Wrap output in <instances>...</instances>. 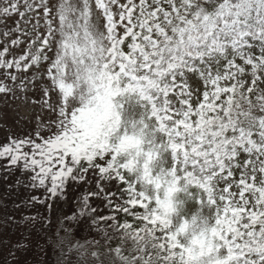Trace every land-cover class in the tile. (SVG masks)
Returning a JSON list of instances; mask_svg holds the SVG:
<instances>
[{
  "label": "snow or ice",
  "instance_id": "obj_1",
  "mask_svg": "<svg viewBox=\"0 0 264 264\" xmlns=\"http://www.w3.org/2000/svg\"><path fill=\"white\" fill-rule=\"evenodd\" d=\"M201 3L204 0H0V69L6 70L4 78L12 82L0 84V95L21 98L17 91L26 93L37 82L46 83L43 70L47 66L51 86L58 89L63 101L58 114L53 108V114L58 116L57 128H50L43 143L35 142L31 133L25 138L13 137L0 147V158L6 159L9 170L33 173L29 177L30 187H43L50 198L66 195L69 182L87 184L91 180L98 191L85 197L86 207H90L93 197L107 194L126 215H133L142 226L122 222L119 228L133 244L129 251L137 255L125 256L120 247L115 248L120 264H184L185 249L175 234L165 230L166 221L159 214L161 188L167 194L176 184L196 192V204L214 210L211 238L219 242L217 248L222 246L227 253L216 264H264V119L247 130L244 127L247 118L264 115V59L255 63L243 61L251 68L250 83L245 82L249 72L234 61L224 60L221 74L220 62L200 64L197 68L199 61L191 56L179 60L173 57L166 69L159 61L154 64L145 59L140 65L145 74L136 75L135 56L140 53V41L146 39L151 43L153 36L158 39L161 20L165 24L191 25L193 19L202 15ZM204 20L207 22L209 17L204 16ZM125 38L130 41L127 54L122 50ZM18 49H23L19 55ZM70 57L78 65L86 91L79 106L69 112L65 70ZM213 64L217 67L215 74ZM196 72L213 90H205L202 102L197 101L194 106L187 82L177 85L176 81ZM113 74L128 81L129 89L147 105L148 118L157 122L171 146V180L148 177L147 182L155 187V200L137 183L126 180L124 173H128L129 164L118 161L120 148L110 139L117 110L122 106L112 99L115 93L104 83L107 80L108 84H119ZM245 92L247 103L243 102ZM170 93L178 97L179 107L174 106ZM43 94L47 97L52 93L44 90ZM124 136H128L126 130ZM26 146L31 153L25 150ZM145 169L147 172V166ZM236 170L240 172L236 185L238 202L229 182ZM46 180L50 183L46 184ZM117 180L121 183L116 192L127 184L120 193L124 205L105 186ZM224 184L227 186L218 191L217 186ZM246 192L251 193L253 208L258 210L246 212L251 203L245 198ZM37 200L33 197L34 202ZM245 215L248 222L243 223L241 231L238 226ZM158 234H162L164 242ZM13 247L26 252L30 245L17 241Z\"/></svg>",
  "mask_w": 264,
  "mask_h": 264
},
{
  "label": "rangeland",
  "instance_id": "obj_2",
  "mask_svg": "<svg viewBox=\"0 0 264 264\" xmlns=\"http://www.w3.org/2000/svg\"><path fill=\"white\" fill-rule=\"evenodd\" d=\"M204 3H207L208 6L205 7ZM204 3L200 4L202 15L193 19L191 25H182L179 22L171 25L165 24L164 20H161L159 23L162 26L157 28L158 39L153 36L154 40L151 43H148L146 39L140 41V53L135 56L138 61L136 65L137 76L145 74L140 68L145 59L154 64L159 61L161 67L166 69L168 62L173 57L179 60L191 56L193 60L199 61L196 65L197 68L200 67V64L220 62L219 71L221 74L225 68L224 60L234 61L237 65L244 66L249 72V77L245 82L250 83L251 68L245 65L243 61L255 63L257 59H264V0H245L236 3H233L232 0H204ZM204 16L209 17L207 22H205ZM217 17L220 18L219 22H217ZM153 27L157 26L154 24ZM120 34L123 35V32L121 31ZM201 36L203 39H199ZM190 37L198 38L190 39ZM125 40L126 43L122 46V50L127 54L129 51L127 45L130 41H127V38ZM22 51L23 49H18L16 54L19 55ZM46 67L43 70L46 83L37 82V86L30 87L26 93L17 91L16 95L21 98H13L12 95H0V147L9 143L13 137L25 138L29 133L32 134L35 142L43 143V140L50 134V128H57L58 116L53 114V108L58 114L63 101L58 89L51 86L46 75ZM77 67L78 65L73 63L71 57L66 61L65 79L68 82L66 95L69 97L67 109L69 112L72 108L79 106L81 95L86 91ZM212 70L215 74L217 71L215 64L212 65ZM5 71V69H0V84H11L10 80L4 78ZM28 75L31 76L32 73H28ZM113 78L119 79V84H108L107 80L104 83L112 93H115L112 99L122 106L117 110L116 121L110 131V138L120 131L122 109L127 107L129 111H139L137 106L125 105L121 102L122 98L126 96V89L129 88L128 81L123 77L116 78L114 74ZM185 81L192 90L194 106L197 105V101L202 102L205 90H213L198 72L187 73L183 80L178 79L176 83L179 85ZM16 83L18 84L19 81ZM221 84L224 85L223 80ZM44 90L52 94L46 97L43 94ZM176 91L178 92L179 88ZM170 95L173 96L174 106L179 107V104L176 103L178 97L172 93ZM247 95V92L243 94L244 103H247ZM226 98L224 97V99ZM252 99L254 100L255 96ZM46 100L48 101L47 104L45 103ZM161 114L163 115V113ZM226 114L227 110H225ZM175 118L173 114V119ZM191 119L194 123L196 117L193 116ZM220 119H223V116ZM259 119H264V115L257 114L247 118L244 121L245 129L250 128ZM153 121L157 125L154 119ZM40 132L45 135H38ZM120 138H126L125 142L121 140L122 143L118 144L123 149L131 138L124 135ZM167 147L171 151V146L167 145ZM25 150L31 153L30 147L26 146ZM128 164L130 166V162ZM6 165V159L0 158V264H54V261L61 262V264H98L95 262L96 257H93L92 253H96L104 244L125 236L124 231L119 228L120 223L128 222L127 219H122L123 217H129L136 221L139 226H142L133 215H126L116 201L110 200L107 194L104 195L105 200L103 199V202L108 212L103 215H96L98 209L93 206L94 211H88L89 215H86L84 212H80L78 208L80 200L70 199V196L73 197L77 193L81 195V192L75 189L80 187V183L69 182L66 195L50 198L43 187L36 189L30 187L29 177L33 173L21 178L19 171L16 169L9 170ZM146 166L147 164H145ZM124 175L126 180H131L128 173L125 172ZM239 179L240 172L236 170L233 178H230L229 181L233 184L230 190L235 193L234 199L237 202L239 201V188L236 185ZM247 180L250 182L251 177H248ZM49 183L50 181L46 184ZM120 183L117 180L115 184L105 186L110 187L115 193L116 200L124 205L125 202L121 199L120 193L124 192L127 184H124V187L116 192L115 189ZM89 184L93 190H98L91 180L86 185ZM221 186H227V184L218 185V191ZM33 197H37L38 200L34 202ZM245 198L251 200L246 212L258 210L253 208L255 201L251 199V193L246 192ZM73 204L77 208H74ZM135 207L139 209V205ZM107 217H116V219L109 221ZM245 222H248L247 215L238 226L241 231H244L243 223ZM158 235L161 236V242H164L162 234ZM17 241H24L30 247L26 252L16 251L13 245ZM52 245L60 248L61 252L59 253V249H54ZM117 247L121 248V246L115 248ZM85 254H87L86 258Z\"/></svg>",
  "mask_w": 264,
  "mask_h": 264
},
{
  "label": "clouds",
  "instance_id": "obj_3",
  "mask_svg": "<svg viewBox=\"0 0 264 264\" xmlns=\"http://www.w3.org/2000/svg\"><path fill=\"white\" fill-rule=\"evenodd\" d=\"M121 102L125 105L137 106L139 111H129L127 107L121 111L120 131L110 138L114 144L120 143V137L127 131L130 141L118 153V161L130 162L127 170L129 177L150 196L156 198L153 184L148 177H157L161 181H170L172 158L167 147L169 141L162 137L153 120L148 118L149 109L134 94L126 95ZM147 164V172L145 169ZM173 191L165 194L164 187L159 193L162 204L159 214L166 221V231L175 234L185 249L184 264H216L223 260L227 253L222 246L211 238L215 216L207 205L203 207L195 203L196 192L186 190L184 185H172Z\"/></svg>",
  "mask_w": 264,
  "mask_h": 264
},
{
  "label": "trees",
  "instance_id": "obj_4",
  "mask_svg": "<svg viewBox=\"0 0 264 264\" xmlns=\"http://www.w3.org/2000/svg\"><path fill=\"white\" fill-rule=\"evenodd\" d=\"M244 1L245 0H233V3L244 2ZM126 90L127 91H125V93H127V94H125V95L133 94L132 89L127 88ZM237 91L239 92V90H237ZM125 139L126 138H123V139L120 138L119 144L122 143L121 140L123 142H125ZM119 148H120V150L122 149L121 146H119ZM122 219H127L128 223H131L133 225H138V223L136 221L131 220L129 217H123ZM124 237L125 236H123L122 238L114 239L113 241H110L107 244H104V246L100 247L96 251L97 256L95 258V262L98 264H120L119 259L115 256V247L116 246H121L122 254L125 256L137 255L136 253H132L129 251L133 247V244H132L131 240L124 238Z\"/></svg>",
  "mask_w": 264,
  "mask_h": 264
},
{
  "label": "bare ground",
  "instance_id": "obj_5",
  "mask_svg": "<svg viewBox=\"0 0 264 264\" xmlns=\"http://www.w3.org/2000/svg\"><path fill=\"white\" fill-rule=\"evenodd\" d=\"M23 119V118H22ZM16 171H19L20 172V174H21V178H25V177H27V176H29L31 173H27V172H25V173H22L21 172V170H19V169H16ZM48 181L46 180V183H47ZM88 184V183H87ZM79 186L80 187H78V188H75V189H78L79 190V192H81V195H79L78 193H77V195H73V197L72 196H70V199L71 198H73V199H79L80 200V204H79V210H80V212H84L86 215H89L88 214V211H94V209H93V206H95L97 209H98V211L95 213L96 215L97 214H105V213H107L108 212V210L106 209V207L104 206V202H103V199L105 200V196L104 195H106V194H102L101 196H99V197H93L90 201H89V204H90V207H86L85 206V204L83 203V201H84V199H85V197L88 195V194H90V193H93V192H96L95 190H93L92 188H91V184H89L88 186L86 185V184H84V183H80L79 184ZM106 187H108V186H106ZM82 190V191H81ZM98 191V190H97ZM73 207L74 208H77V206H75L74 204H73ZM52 237H54V236H52ZM52 237H50V238H52ZM49 239V238H48ZM50 240V239H49ZM53 246V248L54 249H57L58 247H56V246H54V245H52ZM59 249V253L61 252V249L60 248H58ZM64 256H65V254H64ZM54 264H61V262H58V261H54L53 262Z\"/></svg>",
  "mask_w": 264,
  "mask_h": 264
}]
</instances>
